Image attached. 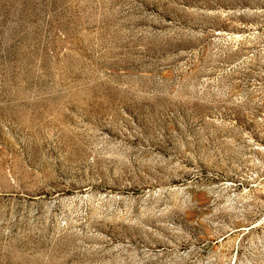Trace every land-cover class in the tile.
<instances>
[{
	"label": "rangeland",
	"instance_id": "1",
	"mask_svg": "<svg viewBox=\"0 0 264 264\" xmlns=\"http://www.w3.org/2000/svg\"><path fill=\"white\" fill-rule=\"evenodd\" d=\"M0 264H264V0H0Z\"/></svg>",
	"mask_w": 264,
	"mask_h": 264
}]
</instances>
